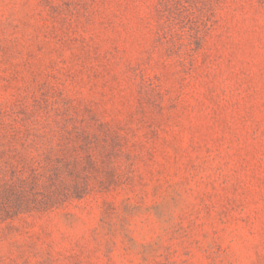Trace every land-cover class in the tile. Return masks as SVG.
Instances as JSON below:
<instances>
[{
  "label": "rangeland",
  "instance_id": "obj_1",
  "mask_svg": "<svg viewBox=\"0 0 264 264\" xmlns=\"http://www.w3.org/2000/svg\"><path fill=\"white\" fill-rule=\"evenodd\" d=\"M0 264H264V0H0Z\"/></svg>",
  "mask_w": 264,
  "mask_h": 264
}]
</instances>
